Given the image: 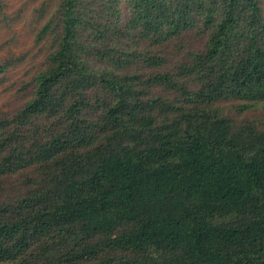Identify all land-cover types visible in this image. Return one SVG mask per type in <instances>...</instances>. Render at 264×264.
<instances>
[{
    "label": "trees",
    "instance_id": "obj_1",
    "mask_svg": "<svg viewBox=\"0 0 264 264\" xmlns=\"http://www.w3.org/2000/svg\"><path fill=\"white\" fill-rule=\"evenodd\" d=\"M0 264H264V0H0Z\"/></svg>",
    "mask_w": 264,
    "mask_h": 264
}]
</instances>
